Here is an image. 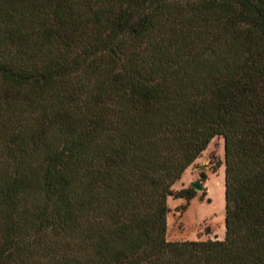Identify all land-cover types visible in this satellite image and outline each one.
Here are the masks:
<instances>
[{
	"label": "trees",
	"instance_id": "1",
	"mask_svg": "<svg viewBox=\"0 0 264 264\" xmlns=\"http://www.w3.org/2000/svg\"><path fill=\"white\" fill-rule=\"evenodd\" d=\"M215 136L224 236L167 240ZM0 264H264V0H0Z\"/></svg>",
	"mask_w": 264,
	"mask_h": 264
},
{
	"label": "rangeland",
	"instance_id": "2",
	"mask_svg": "<svg viewBox=\"0 0 264 264\" xmlns=\"http://www.w3.org/2000/svg\"><path fill=\"white\" fill-rule=\"evenodd\" d=\"M223 145L220 136L213 137L201 154L183 171L171 188L189 187L198 180V173L206 174L201 179V190L189 200L167 198V240L222 239L224 236L223 200ZM201 165H205L200 168Z\"/></svg>",
	"mask_w": 264,
	"mask_h": 264
},
{
	"label": "water",
	"instance_id": "3",
	"mask_svg": "<svg viewBox=\"0 0 264 264\" xmlns=\"http://www.w3.org/2000/svg\"><path fill=\"white\" fill-rule=\"evenodd\" d=\"M205 165H201L200 168H203ZM206 177V174L203 172V170H201L198 173V180L192 181L189 184V187H191L193 190H201L202 186H201V179H204Z\"/></svg>",
	"mask_w": 264,
	"mask_h": 264
}]
</instances>
